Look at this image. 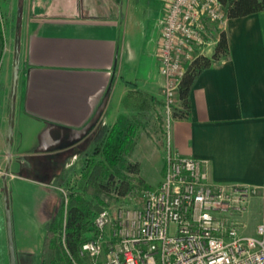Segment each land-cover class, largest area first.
<instances>
[{"label":"crops","instance_id":"0c3cea01","mask_svg":"<svg viewBox=\"0 0 264 264\" xmlns=\"http://www.w3.org/2000/svg\"><path fill=\"white\" fill-rule=\"evenodd\" d=\"M3 2L15 14L10 21L19 60L16 169L28 163L27 155L61 152L68 171L82 170L84 159L99 155L103 137L120 115L135 116L138 127L146 109L163 107L157 49L168 0ZM226 33L228 55L199 73L190 90L189 114L172 118L168 142L183 155L203 159L211 181L254 187L242 214L251 219L257 207L264 211V10L229 17ZM91 135L93 143L84 145ZM3 147L6 135L0 140V167L8 160ZM11 162L6 184L20 177ZM162 172L163 178L164 166ZM3 193L0 180V209ZM3 229L0 215L5 258Z\"/></svg>","mask_w":264,"mask_h":264},{"label":"built area","instance_id":"2783aa9c","mask_svg":"<svg viewBox=\"0 0 264 264\" xmlns=\"http://www.w3.org/2000/svg\"><path fill=\"white\" fill-rule=\"evenodd\" d=\"M228 20L222 0H168L157 49L168 139L181 78ZM203 162L169 144L160 184L133 186L126 203L98 211L78 247L84 263L75 264H264V223L256 235L240 228L256 189L211 181Z\"/></svg>","mask_w":264,"mask_h":264},{"label":"rangeland","instance_id":"374dc122","mask_svg":"<svg viewBox=\"0 0 264 264\" xmlns=\"http://www.w3.org/2000/svg\"><path fill=\"white\" fill-rule=\"evenodd\" d=\"M0 13L3 15L5 26V42L0 45V140L7 136L10 118L11 93L13 84V67L15 64L16 51V28L10 21V17L15 18L6 9L3 0H0ZM12 18V17H11ZM179 106V99L173 111ZM156 107L152 112L151 108L146 109V114L141 115L142 123L138 125L135 134V145L127 157L131 162L138 164L137 172H129L126 168L127 181L123 185L126 190L122 194L113 196L105 195L104 200L112 206L126 203L130 200L128 193L130 187L143 185L148 187H157L163 175V166L166 167V156L168 149V121L164 107ZM142 113V112H141ZM94 136L91 135L83 142L84 145H91ZM15 150V144L12 151ZM166 154H165V152ZM7 155V149L3 147V154ZM99 157V156H96ZM4 159V158H3ZM27 164L19 165L15 168V158L11 161V170H14L18 176L12 183L8 182L3 193L4 208L0 209V215L4 217L3 235L8 250V238L6 227V207L5 195L12 217L13 237L15 243V254L17 264H40L41 252L44 236L47 231L48 223L55 218L64 202L62 185L67 177V182L63 188L68 193L73 187L80 184L85 164L90 159L82 161V170H76V167L70 171L65 165V153L47 152L41 155H27L24 157ZM88 162V163H89ZM8 160L4 159L1 164L0 180L7 181L9 168ZM7 166V167H6ZM27 176L29 180H23ZM129 189V190H127ZM256 194L254 192L251 197ZM252 212V210H251ZM248 216V215H247ZM246 215L242 216V221H247V225L240 227L243 233L257 234V228L260 223H264V211H255L251 219ZM3 252L0 251V264H10L8 251L3 258ZM84 263L81 258L78 259ZM87 262H85L86 264Z\"/></svg>","mask_w":264,"mask_h":264},{"label":"trees","instance_id":"16d2710c","mask_svg":"<svg viewBox=\"0 0 264 264\" xmlns=\"http://www.w3.org/2000/svg\"><path fill=\"white\" fill-rule=\"evenodd\" d=\"M229 17H239L264 10V0H222ZM5 42V26L0 13V45ZM229 40L226 29L211 55H198L187 67L178 87L179 106L174 117H186L191 108L190 90L206 67L226 57ZM138 118L122 114L106 132L97 150L99 157H92L85 166L79 185L69 192L68 201L62 203L58 215L47 225L40 264H75L79 259L78 247L86 239L95 214L105 205V195H118L126 190V173L137 172L138 164L131 162L127 153L134 147ZM132 187H130L131 189ZM129 190V189H127Z\"/></svg>","mask_w":264,"mask_h":264},{"label":"water","instance_id":"95a60500","mask_svg":"<svg viewBox=\"0 0 264 264\" xmlns=\"http://www.w3.org/2000/svg\"><path fill=\"white\" fill-rule=\"evenodd\" d=\"M15 55L16 57H15V64L13 67V84H12V93H11L10 118H9V126L6 136L8 163H10L12 159V144H13V135H14V125H13L14 107H15L14 105H15V94H16V86H17L18 71H19L18 48L16 49ZM5 187H6V182H4V189ZM6 199H7V195H5V207H6V227H7L10 264H17L16 254H15V243L13 237L12 217Z\"/></svg>","mask_w":264,"mask_h":264}]
</instances>
